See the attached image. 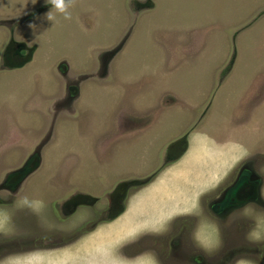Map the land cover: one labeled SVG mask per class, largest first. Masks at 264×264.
Listing matches in <instances>:
<instances>
[{
	"label": "rangeland",
	"instance_id": "1",
	"mask_svg": "<svg viewBox=\"0 0 264 264\" xmlns=\"http://www.w3.org/2000/svg\"><path fill=\"white\" fill-rule=\"evenodd\" d=\"M68 12L0 0V237L42 249L20 264H169L155 238L169 217L248 155L264 181V0H75ZM78 195L88 204L64 214ZM262 206L234 213L222 256L244 248L237 264H264L249 251H264ZM58 238L71 244L43 242Z\"/></svg>",
	"mask_w": 264,
	"mask_h": 264
},
{
	"label": "flooded vegetation",
	"instance_id": "2",
	"mask_svg": "<svg viewBox=\"0 0 264 264\" xmlns=\"http://www.w3.org/2000/svg\"><path fill=\"white\" fill-rule=\"evenodd\" d=\"M20 49L21 48L17 46L14 49L13 55L17 58H21L23 55V53H19ZM250 158L251 157L248 155L246 160L237 166L235 172L231 174L229 182H223L221 185L217 184L215 185L216 188L214 187V189L212 188L200 194L196 198L194 206L191 209L189 208L184 212L173 215V217H169L167 223L165 221V226L162 228L163 230H160V234H156L155 238H159L156 240V243L165 244L164 246L167 248L166 259L167 261H171L169 264H203L207 261L208 264H219L217 261H219L220 264H231L237 257L241 259L242 257L250 256L239 253L242 250H246L244 248H229L228 251L224 253V256H222L223 253H221V249L231 242L233 227L236 230L238 229L234 213L244 209L248 206V203L262 204V207H264L263 200L250 203L254 201L255 194L258 193L264 185V181L259 177L257 171L256 160ZM14 180L15 178H11L9 181L14 182ZM86 200L88 199L82 195L75 196L69 200L66 205H63L62 211L64 214L74 213L79 206H84L86 203L88 204ZM224 204L227 206H224ZM118 205L119 201L113 208L109 209V220L115 218L118 211L121 209ZM113 210L117 213H115L114 216H110ZM121 212L119 211V214H121ZM4 214L6 215L5 209ZM250 223L251 220L247 219V223L243 229L242 224H240L238 232L242 229V233L244 231L247 233L250 228ZM95 225L94 223V227ZM84 231L85 230H82V233ZM2 233L4 234L0 237V264H6V261L12 260H15L13 263H22V259L26 262L29 256L41 253L40 250L42 249L37 248L33 243L29 245L27 249H6V245H9V243L6 244V227ZM71 238L66 239V241L61 238L46 239L43 242L53 241V244L49 245L52 249L55 248L54 250H56L71 244ZM217 242L222 244L221 249L215 247L216 245L214 244H217ZM218 246H220V244H218ZM168 249H170L169 252ZM249 251L256 254L253 256L264 257L263 250Z\"/></svg>",
	"mask_w": 264,
	"mask_h": 264
},
{
	"label": "clouds",
	"instance_id": "3",
	"mask_svg": "<svg viewBox=\"0 0 264 264\" xmlns=\"http://www.w3.org/2000/svg\"><path fill=\"white\" fill-rule=\"evenodd\" d=\"M35 2V0H33ZM51 5L60 13H63L65 15V18H70V13L68 12V9L70 6H72L75 3V0H49ZM24 14H27L26 12ZM45 20H52L53 17L49 13L43 14ZM30 29H36L38 25L34 23L33 21H29L27 25ZM246 155V150L241 148L240 156L243 157ZM23 206H28L30 208H33L34 206L30 204L27 198H24L22 200ZM162 227L160 229H157V231L162 230Z\"/></svg>",
	"mask_w": 264,
	"mask_h": 264
},
{
	"label": "water",
	"instance_id": "4",
	"mask_svg": "<svg viewBox=\"0 0 264 264\" xmlns=\"http://www.w3.org/2000/svg\"><path fill=\"white\" fill-rule=\"evenodd\" d=\"M32 159H30L29 162H31ZM37 166H38V163L37 162L35 163V166H33V167L31 166V167L28 168V166H25L21 171L17 172V174L16 175H13V176H17V177L20 176V178H21L20 180H22L23 178H25L26 176H28V174L30 172H32V170L36 169Z\"/></svg>",
	"mask_w": 264,
	"mask_h": 264
},
{
	"label": "crops",
	"instance_id": "5",
	"mask_svg": "<svg viewBox=\"0 0 264 264\" xmlns=\"http://www.w3.org/2000/svg\"><path fill=\"white\" fill-rule=\"evenodd\" d=\"M62 259H64V258H62ZM60 260H61V259H60ZM60 260H59V261H60ZM242 260H244V259H235V260H233V262H232L231 264H237V263L241 262ZM59 261H58V262H59ZM245 261H246V260H245ZM245 261H244V262H245ZM58 262H57V264H62L61 262H59V263H58ZM18 264H20V263H18Z\"/></svg>",
	"mask_w": 264,
	"mask_h": 264
}]
</instances>
